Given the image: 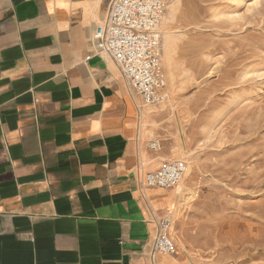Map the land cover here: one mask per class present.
Returning <instances> with one entry per match:
<instances>
[{
    "label": "crops",
    "instance_id": "0c3cea01",
    "mask_svg": "<svg viewBox=\"0 0 264 264\" xmlns=\"http://www.w3.org/2000/svg\"><path fill=\"white\" fill-rule=\"evenodd\" d=\"M109 3L0 0V264H196L152 254L191 194L138 182L168 159L154 112L94 55Z\"/></svg>",
    "mask_w": 264,
    "mask_h": 264
},
{
    "label": "rangeland",
    "instance_id": "374dc122",
    "mask_svg": "<svg viewBox=\"0 0 264 264\" xmlns=\"http://www.w3.org/2000/svg\"><path fill=\"white\" fill-rule=\"evenodd\" d=\"M168 8V98L149 109L160 154L192 172L176 186L191 196L172 236L196 264H264V0Z\"/></svg>",
    "mask_w": 264,
    "mask_h": 264
},
{
    "label": "built area",
    "instance_id": "2783aa9c",
    "mask_svg": "<svg viewBox=\"0 0 264 264\" xmlns=\"http://www.w3.org/2000/svg\"><path fill=\"white\" fill-rule=\"evenodd\" d=\"M168 4L169 0H110L107 16L93 35L94 55L116 63L129 92L140 99L139 110L161 105L168 98L161 30ZM150 147L159 151L161 143L154 139ZM187 170L186 161L167 160L154 171L141 172L138 182L143 188H173ZM173 228L171 211L157 220L153 256L176 251Z\"/></svg>",
    "mask_w": 264,
    "mask_h": 264
},
{
    "label": "bare ground",
    "instance_id": "6f19581e",
    "mask_svg": "<svg viewBox=\"0 0 264 264\" xmlns=\"http://www.w3.org/2000/svg\"><path fill=\"white\" fill-rule=\"evenodd\" d=\"M169 9V8H168ZM164 20H165V17H164V19H163V22H164ZM163 22H162V26H163ZM161 30H162V27H161ZM163 32V31H162ZM169 36V32L168 31H165V39H164V42H165V40H166V37H168ZM164 46V45H163ZM164 48V47H163ZM165 61V60H164ZM167 61H168V59H167ZM169 63H170V61H169ZM171 64V63H170ZM170 64H168L169 66H171ZM163 65H164V62H163ZM170 69V68H169ZM172 73V72H171ZM173 77V76H172ZM173 79V78H172ZM172 81V80H171ZM173 81H174V79H173ZM172 81V82H173ZM173 84V83H172ZM164 104V103H163ZM149 108H152V107H149ZM161 149V148H160ZM176 155L178 156V157H180L181 156V151H178V149H177V152H176ZM155 163V162H154ZM188 164V163H187ZM191 167V166H190ZM190 167H189V165H188V168H189V171L187 170V173H186V175H185V177L181 180V186H180V188H182L183 186H185V183H186V181H187V179L191 176V171H190ZM184 188H186V187H184ZM186 189H188V187L186 188ZM179 190V192L181 193V192H184L185 190H182V189H178Z\"/></svg>",
    "mask_w": 264,
    "mask_h": 264
}]
</instances>
